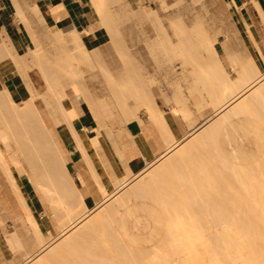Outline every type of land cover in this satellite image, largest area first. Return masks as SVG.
Wrapping results in <instances>:
<instances>
[{"label": "rangeland", "instance_id": "obj_1", "mask_svg": "<svg viewBox=\"0 0 264 264\" xmlns=\"http://www.w3.org/2000/svg\"><path fill=\"white\" fill-rule=\"evenodd\" d=\"M17 1L22 2V0ZM164 1L165 6L162 7V3H164ZM114 4L115 3L109 4L110 11L112 12L111 21L108 19V24L105 26L102 24L103 21L89 0V12L92 11V13H90L89 26L87 30H77L80 33L83 31L80 36L82 38L83 44L85 45L86 53L89 56V58H87L91 59V63L89 64L84 62L86 61V58L84 59L83 55H81V49H78V46L74 44V41H72L68 26L63 23L56 24L52 22L44 24L43 18L40 15L41 13L39 12L36 14L37 7H34L33 9L28 8L27 12L23 10L25 18L28 16V18L30 17L29 21L31 19L35 22L34 26L39 30V39L44 48L45 55L49 62L56 69L58 77H60L59 80H63V78L65 79L63 82L60 81L61 84L63 83L62 86L66 83L64 86L71 87V84L75 83L81 87H86L87 91L91 93L94 103L108 104L107 108L101 113L102 124L99 128V131H101V139H103L105 136L110 139L111 134H113L119 135L124 141H126L124 129L126 124L129 122L126 121L127 118L125 112L122 110L121 105L116 100L114 95H112L111 85L115 82L120 86L131 84L135 80L133 79L134 72L135 75L138 74L140 76L139 80H142L145 85L152 89L160 109L164 112H170V116H175V119L181 124L184 134L190 132L193 126H197L204 120L213 117L216 108H214L215 104H210L211 101H213L212 98H210L211 100L207 98L209 94L208 91H205V88H201L203 87L201 86V83V85L198 83L199 86L197 87V83L195 82V70L200 66V63L196 59V50L195 48L193 49L194 45H192V47L189 46L192 43H181L180 38L174 34V30L172 28L173 23L180 19L184 20L185 24L191 28L196 25H200V23L204 20L201 23V26L206 28L212 39L216 40L215 47L219 54V58L225 71L233 81H235L238 77L240 60L244 62L255 60L261 70V73L264 74V57H262L260 65L259 60H256L249 54L239 56L237 55L239 44L243 41L234 20L231 18L230 10L223 4L222 0H204L200 3L197 0H121L119 3H116L115 5ZM175 7H178L177 10ZM166 8H169V10L165 13L164 10ZM15 12L18 16L16 8ZM153 13L158 16V20H156ZM17 20L25 32H27L26 28L30 29L28 24L21 22L20 19ZM107 22L103 23L106 24ZM197 22L200 23L198 24ZM58 33L60 35H58ZM57 35L60 37H57ZM28 40L29 44L26 46L25 50L17 49L19 54L25 55L29 53L31 40L30 38ZM121 48L126 51L128 49L129 52H127L131 54L132 59L126 57V54L120 55L118 50ZM120 51L121 53L125 52H122V49ZM186 55L190 56V58ZM124 58H128V61L126 62L125 59L124 62ZM87 61L90 62V60ZM129 63L131 65H129ZM90 64H92V66H90ZM69 67H71L72 74L65 71V69H68L69 71ZM13 69L16 73L18 72V68L15 65ZM65 72H67V74L69 73L70 75L67 76H71V78L68 79ZM30 77L36 92L39 94V97L36 100L37 108L42 112L44 118H47L48 126L54 134V139L58 147L65 154L60 139L62 135L59 131V125H67V123H65L67 120H64L65 117L63 116V113L58 110L55 103L52 102L51 104H47L45 100L41 99L42 96L45 97L46 92L48 91V86L42 73L40 72V69L37 66L34 65L31 69ZM70 79L72 83H70ZM68 87H66L67 89L64 87L65 92L68 95V99L75 101L72 102L75 104V107L80 112V117L82 118L83 114H87L86 110H84L83 100L79 99V102L77 100L76 94L73 95V87H71L72 90L70 87ZM199 89L204 92V95ZM198 92L200 93L198 94ZM28 96L29 94L26 92L24 100L28 99ZM176 100L185 101L186 109L189 114H185L180 109V107L177 106L175 103ZM202 102L206 103L202 104ZM208 105L209 107L205 108ZM126 109L132 115H137V117L139 114L147 115L144 108L141 106V97L139 95L128 94ZM133 111H135V113H133ZM0 121L3 122L4 120L2 121L0 118ZM1 122L0 148L3 150L7 158L11 159L13 150H18V146L15 144L14 139L10 137L9 129L5 125V121L3 122L4 124ZM231 123L232 126L229 131H225V134L220 136L218 140L227 160L226 166L224 165L225 163L217 157V154L213 151V148L205 149L200 155L195 154L196 162H193L190 165L191 169L196 171V173L193 172L194 176L191 180V185H188L189 171L186 170V168L177 170L178 175L185 176L187 181L184 182V186L181 188H175L177 191L174 195L176 201H174L172 204H163L161 201L164 194L163 192L165 190V186L162 183L159 185L156 184L146 186L143 196L132 201L129 207V209H131V213L125 217L124 221L126 222L127 230L134 241H127L126 244H124L125 249L122 251L120 250L121 252H119H124V257L122 256L116 260L115 264H126L124 262L126 260L125 255L129 256L130 254L131 257L133 255L135 257L136 255H139L138 257H140V254H146L147 256L154 253L153 250L155 251L157 247L160 248V245H163L162 247H164V239L166 236H168L167 228L173 227V223L181 221L180 219L173 218V215L180 213V204L177 201V198L181 197L186 199L187 201L185 202V205L192 208L193 212L198 214L201 213V210H203L202 207L205 205L202 203L201 199L198 198V193H201L203 196L207 197V205L213 206L217 208V210L222 214L230 216L229 219H224L221 221L225 223L228 222L239 224L238 226L228 227L229 232L228 235H226L228 238L264 239V201L261 200L262 195L260 194L264 192V185L263 187L259 186L260 183L264 184V174H262L264 171L261 172L264 170V127L263 125H259L255 118L248 117L247 115L240 117L238 116L235 118L233 117ZM3 128H6V130ZM106 132L110 133V135ZM95 134H97V131L95 128H93L91 133L88 135L92 136ZM9 143H13L15 147L6 152L3 144L7 145ZM101 151L102 147L100 149V152ZM19 156L21 161L20 167L26 169L24 173L27 174L31 180L30 165L28 160H26L27 157L24 155V153H19ZM205 159H208V171H204L201 168L205 163ZM105 161L106 160H104V162ZM202 161H204L203 164ZM228 164H232L229 167L233 166V170H230L231 168L228 167ZM249 166L251 169L254 166L255 168L258 167V169H256L257 171L255 172V168H253V173ZM190 167L188 165V168ZM237 167L240 168V171ZM245 167H247V169H245ZM12 169L15 170L17 167L12 166ZM241 169H243V171H241ZM155 170L156 166H152L148 170L147 175L144 174L142 179L134 177L130 178V184L126 186V188H124V190H122V192H120L110 203L112 204L115 202L116 199L130 191L139 183H147L149 176ZM49 171L51 172V176L49 178L52 180L55 178V176L52 169ZM230 172L232 173V176L235 175V178L233 177L235 180H232V176L229 175ZM247 172L252 175H249ZM209 174L213 175L214 179L217 178L218 182L216 183L219 185L221 190L216 184L215 185L218 187V189L216 186H214V184H212L213 178L206 176ZM247 174L248 177H243V175ZM254 174L257 175L253 176ZM109 175L112 180L116 179L113 173H109ZM258 175L260 178H262L260 181L257 180V183L260 182L259 185H257L261 189L260 190L258 188L261 192L254 193L252 191H254L257 186L253 184L255 188L252 190L253 185L250 184L249 181H251L253 176L254 178L252 179L251 183H255L256 177L259 179ZM131 176L132 173L129 175V177ZM228 176L230 177L228 178ZM243 178L245 179L243 180ZM246 179H249L248 187H246L248 184L245 181ZM8 180L6 179L0 164V216L10 222L9 224L11 227H8L7 223L4 224L6 230L11 229L15 231L21 228L24 232L25 238L29 240L30 232L27 228H23L11 213L12 208L10 206L11 204L9 205V203L13 201L15 194L13 191V186L11 183L9 184L10 181L8 182ZM181 181L182 180L180 178L176 180L177 183ZM242 182L247 183L245 184L246 186H243ZM250 185V190L252 191L248 190L249 192H247L246 190L249 189ZM215 189L217 194L220 193L219 191H223V194H218L219 197L214 196ZM178 192L180 193L177 194ZM42 212H44V209L41 210V213ZM21 213H24L23 210H21ZM38 215L40 216L41 214ZM52 215L53 213L51 212V218L54 221V231L52 235H49L46 231H44V234L46 235L45 243H47L49 247H56V245L64 238L60 237V223L56 221ZM39 218L40 217L37 219L39 220ZM93 219L94 217L91 220ZM213 228L215 229V227H212L211 229ZM238 231L241 232V235L236 234ZM98 235L96 236L95 240H98ZM91 241H87L89 243L85 242L82 247L88 246L89 248H96L95 245L97 243L98 245L96 246L100 245L98 241H93V239ZM94 242H96V244H94ZM166 244V249H169V243L166 242ZM90 245H92V247ZM103 245L100 247L103 248ZM25 246L26 249L30 248L28 242L25 243ZM169 246H171V244ZM126 247H128L130 250H127ZM174 249L168 250L170 252L168 256L172 259L173 257L170 256L171 254L174 255L175 259H177L175 260L173 258L172 260H174V262L171 260L170 263L175 264V262H177L178 264H181L180 262L185 260L187 256L185 259L183 258L185 256H178V258L174 252L178 249ZM49 250H47V248H40L39 245H37V247L33 249L34 254L32 257L41 254H48L47 252ZM243 251L245 253H243L241 257H245L250 253L247 248H242L237 252L241 253ZM21 252L23 255H25V250L19 251L16 254ZM77 252H79V250H77ZM85 252H87V250ZM164 252H167V250ZM180 253L183 254L182 252ZM180 253L177 251L178 255ZM92 254L102 255V252L100 253L97 250L92 252ZM229 254L234 255L235 252H229L228 250L222 253L218 252L214 256L209 257L206 262L211 264L221 261L225 262ZM90 257L86 256L87 259L84 257L82 260L79 259L80 262L78 264H86L85 260L90 261L91 264H95L96 262L99 263L100 261L104 262L106 260H102V258L107 257V255L103 257L101 256L102 258H99V256L98 258ZM110 258L111 257L108 258L109 262L107 260L108 264L113 263V260L111 262ZM136 258H134V261H136ZM128 259L130 261L128 263L130 264L133 259L130 260L129 257ZM141 260L143 261V259ZM69 262L71 263V261ZM74 262L75 260L72 261L73 264H75ZM103 262H100V264H103ZM186 262L183 261L182 263L187 264ZM29 263V260L24 258L21 264ZM143 263L145 262L143 261Z\"/></svg>", "mask_w": 264, "mask_h": 264}, {"label": "crops", "instance_id": "obj_2", "mask_svg": "<svg viewBox=\"0 0 264 264\" xmlns=\"http://www.w3.org/2000/svg\"><path fill=\"white\" fill-rule=\"evenodd\" d=\"M222 2L230 10L231 18L234 20L243 41L239 44L237 55L249 54L256 60H259L261 65V59L264 57V0H222ZM18 3L26 12L28 8L33 9L37 7L41 13L44 24L52 22L56 24L63 23L68 26L72 41L73 34L76 33L85 48L80 36L83 31L80 33L77 30H87L89 26L90 13H92V11L89 12V0H22V2L18 1ZM260 11H262V13ZM16 18L19 19L15 12L14 0H0V45H2L4 41H10L16 51L17 49L25 50L26 46L29 44L28 39L30 38L31 47L29 53L20 55L25 57L32 66L35 65L40 69L44 59H46L47 62H49V60L40 42L39 30L35 28V22L31 19L29 21L30 17L28 18L27 16L26 21L30 29L26 28L27 32H25ZM198 62L200 63L198 68L217 67L218 72L226 74L229 77L220 58L218 62H209L208 60H198ZM250 63H253V66L260 70L255 60H249L247 62L240 60L238 76L242 68L249 66ZM13 64L11 60L0 63V88L5 89L6 87V89L9 90L12 101L18 105H22L28 100H24L26 92H28L30 96V90H36L30 77L31 70L28 72L27 79H24L21 74L18 73L19 71L17 72L18 74L15 72L13 69L15 64ZM49 64L52 69L56 71L50 62ZM197 69L195 70L196 80L198 78ZM40 72L46 81L45 75L41 69ZM139 79L140 78H137L135 79L137 81L134 80L131 83L135 86L131 92H127L126 108L128 94L139 95L141 97V106L144 108L147 115L139 114L137 117V115H132L125 108V115L127 118L125 119L129 122L124 129L126 141L119 135L113 134H111L110 139L107 136L101 139V131H99L102 124L101 113L107 108L108 104L95 103L97 112H88L86 110L87 114H83L82 118L80 117V112L75 107L80 117V120L74 125L75 130L83 131L85 129V131L90 134L91 130L95 128L97 134L89 136L85 132L86 139L76 140L72 138L70 129L66 124L63 126L59 125V131L62 135L60 139L65 151L64 154L54 139V134L48 126L47 118L45 119L40 111L50 139L58 153L59 161H56V164L59 171L54 174L55 178L51 180L49 178L51 176V172L49 171L51 168L50 160L46 158V171L38 179L34 175L33 169L29 164L30 180L27 174L24 173L26 169L20 167L21 161L17 149L13 150L11 159H7L9 160L8 162L12 164L15 159H13V157H17L19 162V166L12 164V166H16L17 169L13 170L11 167L15 186L13 185L12 179L7 175L4 169H2L3 173L5 172L4 175L6 179H9L8 182L10 181L9 184L11 183L13 186L15 194V198L9 203L12 208L11 213L23 228L28 229L30 237L29 240H27L21 228L15 231L11 229L6 230L4 224L7 223L8 227H11L9 224L10 222L0 216V264H21L24 258L29 261L36 259L40 255L32 256L34 254L33 249L37 247V245H39L40 248H47V250L54 248L49 247L47 243H45L46 235L44 234V231H46L47 234L52 235L54 231V221L51 218V212L53 213L52 217L60 223V237L64 238L60 241V243H62L67 235L77 232L78 229L90 222L93 217H97L105 207L111 205L110 202L114 198L108 200L109 202L103 200V196L99 191L100 187L107 182H109V184L111 182L108 191L111 192L113 190L111 194L113 195L115 192L114 197H116L130 184V178L142 179L144 174L147 175L148 170L152 166H156V170L149 176L147 183H139L122 195L125 196L126 202L125 205L119 209L114 228L125 242H132L134 240L127 230L124 219L131 213V209H129L130 204L133 200L143 196L146 186L159 185L162 183L165 186V190L161 201L163 204H172L176 201L174 198L175 192H177L175 188H181L184 186V182L187 181L185 176L178 175V169L182 170L186 168V170L189 171L188 185L192 184L193 172L196 173V171H193L190 165L196 162L195 154L200 155L203 150L213 148L217 157L221 161L227 162L224 151L220 147L218 140L220 136L225 134V131H229L231 128V120L228 124H225L219 134L215 136L209 132L212 123L217 119L214 113L213 117L204 120L197 126H193L190 132L184 134L182 126L179 121L175 119V116H170V112H164L160 109L152 89ZM115 84L118 87H124V85L120 86L116 82ZM131 84L125 85V87H129ZM214 90L219 91L220 88L217 86ZM147 101H151L150 107ZM175 103L185 114H189L186 109L185 101L176 100ZM35 105L37 107L36 102ZM133 113H135V111H133ZM255 120L259 124V121L257 119ZM3 129L6 130V128ZM106 133L110 135V133ZM100 143L102 147L101 152ZM3 145L6 152L15 147L13 143ZM103 159L106 161L104 162ZM203 163L204 161H202V164ZM207 163L208 159H205V163L201 167L202 170H209ZM188 165L190 168H188ZM1 168H3L2 165ZM109 173H113L116 179L112 180ZM131 173L132 176L129 177ZM206 176L214 179V176L211 174ZM178 178L182 180L178 182L179 184L176 182ZM212 184H214L213 181ZM16 189L21 190V193L24 195L26 207L21 205V200L17 196ZM43 189L46 190V193L43 192ZM66 191H69L71 195L66 197ZM50 192L52 197L48 194ZM179 193L180 192L177 194ZM80 197L83 198L82 202L84 207L86 206V209H84L80 215L69 218L67 212L69 206L71 208L78 207L81 204L79 201ZM198 198L205 204L202 207L203 210H201V213L198 214L194 213L192 208L185 205L186 199L181 197L177 198L180 204V213L173 215V218L180 219L181 221L173 223V226L191 227L192 225L195 226L197 222H200L201 226L213 227L212 214L214 212V207L207 205L208 199L206 196H203V194L198 193ZM42 209H44V212L41 213ZM21 210H23L24 213H21ZM28 211L35 215L40 234H36L28 222ZM38 214L41 215L39 216ZM38 217H40L39 220L37 219ZM194 236H196V234L192 237ZM26 242L29 244V249H26ZM22 250H25V255H23L22 252L16 254Z\"/></svg>", "mask_w": 264, "mask_h": 264}, {"label": "bare ground", "instance_id": "obj_3", "mask_svg": "<svg viewBox=\"0 0 264 264\" xmlns=\"http://www.w3.org/2000/svg\"><path fill=\"white\" fill-rule=\"evenodd\" d=\"M120 1L121 0H90L93 8L97 11L98 15L100 16V18L103 22H107L108 19H110V21H111L112 12L110 11V8H109L110 5L109 4H111V3L116 4V3H119ZM197 1L200 3L201 1H204V0H197ZM164 4H165V1H164V3H162V7L165 6ZM14 7L16 8V10L18 12V16H19V19L21 20V22L28 24L26 21L23 9L21 8V6L19 5L17 0H14ZM169 8L168 9L166 8L167 10L166 9L164 10L165 13H166V11L169 10ZM177 8H176V10H177ZM259 10H260V8H259ZM34 12H35V10H34ZM36 12H37L36 14H38L40 12L38 8H36ZM260 12L262 13V11H260ZM154 17L156 18V20H158V16L156 14H154ZM263 21H264V17H263ZM103 22H102V24H104L105 26L108 24V22L106 24ZM197 23L199 24L200 22H197ZM201 23H200V25H196L193 28H191L185 24L184 20L180 19L177 22L173 23L172 28L174 30V34L180 38L181 43H183V44L192 43L189 46L194 45V47L193 46L192 47H193V49L195 48V50H196V51L195 50L194 51L196 52V59L197 60H208L209 62H214V61L218 62L219 54L215 48L216 40L212 39V37L210 36V33L206 30V28L201 26ZM58 35H60V34L58 33ZM58 35H57V37H60ZM73 41H74V44H76L78 46V49L79 48L81 49L80 51H81V55H83V58L84 59L86 58L85 59L86 61H84V62L88 63V64L91 63V59H88L89 56L86 53V50L83 47L79 36L76 33L73 34ZM119 47H120V45H119ZM192 47H190V48H192ZM121 49H122V52H124V51L125 52L121 53V51H120ZM121 49L118 50L120 52L119 53L120 55L126 54L125 55L126 57H128L129 59L130 58L132 59L131 54L128 53L129 52L128 49H127L128 52L126 50H123V48H121ZM187 57L190 58V56H187ZM128 58H124L123 59L124 62H125V59L127 62ZM192 58H194V57H192ZM6 60H11V62L14 63L16 65V67L18 68V71L21 74V76L24 79H27L28 72L33 68V66L26 60L25 57L21 56L15 50L13 44L10 41H4L2 43V45H0V63L4 62ZM87 60H90V62ZM233 60H234V58H233ZM132 62H133V60H132ZM130 63H129V65H131ZM90 66H92V64H90ZM40 69L45 75L46 83L48 86V89H47L48 91L46 92L45 97L42 96L41 99L45 100L47 102V104H49V103L51 104L52 102L55 103L58 110L63 113V116L65 118L63 116L62 117L64 118V120L65 119L67 120V122L65 121V123H67V126L70 129V133H71L72 138H74L76 140L86 139L87 137L85 134V132H86L85 129L83 131H76L74 128L75 123L78 120H80V117L75 110V104H73V102H75V101L72 100L73 101L72 102L71 99H68V95L65 92L64 87L66 88L68 86H64V85H66V83H65L63 85L64 86L63 87L62 86L63 83L61 84V82H60V81H62V82L65 81V79L63 78V80H61V79L59 80L60 77H58L57 72L52 69V67L50 66L49 62L46 61V59H44L43 65L40 66ZM217 69H218L217 67H215V68H198L196 71L197 76H198V78L196 80L197 87L199 86L198 83L202 84V85L200 84L201 86H203L201 88H203V89L205 88L204 90L208 91V93H209L208 97L207 96L206 97L209 99L212 98V100H213V101H211L210 104L211 105H212V103H213V105L215 104L214 108H216L215 109V116L217 119L214 121V123H212L211 127L209 128V132H211L212 134L217 136L219 134V132L221 131L222 127L225 124H228L229 121L232 120L233 117L235 118L238 116L240 117V116H245V115H247L248 117H253V118L257 119L259 121V124L261 126L263 125V127H264V74L261 73L258 68L254 67L253 63H250L249 66L242 68V71L239 73L238 78L235 81H233L226 74L218 72ZM65 71L72 74L71 67H69V71H68V69H65ZM67 72H65L66 76L67 75L69 76L70 74L69 73L67 74ZM68 76H67L68 79L71 78V76L70 77H68ZM137 78H140V76L138 74L135 75V72H134L133 79H137ZM70 83H72L71 79H70ZM71 85H72L71 87H73V90H74V92L72 91L74 93L73 95L76 94L78 101H79V99L83 100L84 109L87 110L88 112H97V107H96V105H95V103L91 97V94L87 91V88L83 87V86L81 87L80 85H76L75 83H73ZM134 86H135L134 84H131L129 87H125V86L124 87H118L115 83H113L111 85L112 95H114L116 100L119 102V104L121 105L122 110L124 112H125V108H126L127 92H131L133 90ZM217 86L220 88L219 91L214 90V88ZM71 87H70V89L72 90ZM30 91L31 92H30V96H29L28 100L25 101L22 105H18L12 101L9 90H7L6 87H5V89L0 88V118L2 119V121L3 120L5 121V123H6L5 125L9 129L10 137L14 139L15 144L18 146V150H17L18 154L24 153V155L27 157L26 160H28V163L31 165V167L33 169L34 175L38 179L46 171V163H45L46 158L50 160V165H51L50 170L52 169L54 174H56L59 171L57 164H56V161H59V158H58V153H57L56 147L54 146L53 142L51 141L50 136L48 134V131L46 129V125H45L43 118L41 116V112L35 105V102H36L37 98L39 97V94L32 89ZM200 92L202 94L204 93V92H202V90H200ZM200 92H198V94ZM203 103H206V102H202V104ZM147 104L150 107L151 101H147ZM209 105L205 108H208ZM199 106H201V105H199ZM201 108H204V107H201ZM199 110H200V108H199ZM3 122H1V123H3ZM7 159L8 158L5 155V153L2 151V149H0V163L3 167L2 169H4V171L7 173V175L12 179L13 185L15 186L14 180L12 178L11 167H12V164L19 166L18 165L19 164L18 158L13 157L14 162L12 164H11V162H8L9 160H7ZM20 164H21V162H20ZM224 165L226 166V163ZM230 165H232V164H230ZM230 165L228 164V167ZM232 167H229V168H231L230 170H233ZM247 167H245V169H247ZM251 167H250V169H251ZM253 168H255V166ZM238 169L240 171V168H238ZM243 169H241V171H243ZM252 169H251V171H252ZM256 169H258V167L255 168V172L257 171ZM263 171L264 170H262L261 172H263ZM230 173H229V175L232 176V173L231 174ZM248 174L252 175L250 173H248ZM248 174L243 175V177L244 176L248 177ZM262 174H264V173H262ZM262 174H260V175H262ZM256 175L254 174L253 176H256ZM234 176H232V180L235 178ZM253 176L251 178V181L254 178ZM229 177L230 176H228V178ZM241 178H242V176H241ZM245 178H243V180ZM258 178L259 179H257V177H256L255 183H251V181H249V179L245 180L247 183L249 181L250 184H252V185L254 184L255 186H257V188H255V186L253 185L252 190L254 188L255 189H254V191H252V190H250V188H251V185H250L249 189L246 190L247 192H249L248 190H250L254 193L261 192L260 191L261 189L259 188V186L263 187L264 184L259 182L260 183V185H259V183H257V182L260 181L262 178H260V176ZM213 182H214V186H216L217 185L216 182H218L217 178L213 179ZM261 182H263V181H261ZM247 183L244 182L243 186H246L245 184H247ZM110 185H111V182H110V184H109V182H107L106 184H104L102 187L99 188V191L103 196V200H106L107 202H109L108 200L115 198L114 197L115 192L112 195L111 193H113V190L111 192L108 191V187ZM248 185H249V183L247 184L246 187H248ZM217 186L219 187V185H217ZM216 187H214V188H216ZM218 187H217V189H218ZM219 189H220V187H219ZM256 189H257V191H256ZM115 191H117V190H115ZM214 191H215L214 196L219 197L220 194H223V191L222 192L219 191L220 192V193H218L219 195L217 194L216 189ZM16 192H17V196L21 200V205L26 207V200H25L24 195L21 193V190L16 189ZM43 192L46 193V190L43 189ZM48 194L50 197H52L51 192ZM260 194L262 195L261 200L264 201V192H262ZM68 195L70 196L71 193L69 191L68 192L66 191V197ZM82 199H83L82 197L79 198V201L81 204L78 207L71 208L69 206V208L67 210L69 218L80 215V213H82V211H84V209H86V206L84 207ZM215 201H214V204H215ZM103 202H105V201H103ZM125 202H126L125 196L119 197L115 202H113L111 205L106 207V209L102 210L101 211L102 213L100 212V214L97 217H95L93 220L88 222L85 226L78 229L77 232L70 233L69 235H67L66 239L62 243L57 245L56 247L50 249L47 252L48 254H45V255L41 254L36 259L30 260L29 264H31V263L32 264H73L72 261H74V260H75L74 263L78 264L80 262V260L83 259V257L84 258H86V256L90 257L92 252L97 251V250L100 253L102 252V255H100V254L96 255L95 254L96 255L95 256L94 254H92V256L90 258H94V257L98 258V256L100 258L101 256L103 257V256L107 255L108 258L109 257L112 258V259L110 258L111 262L113 260V263H110V264H115L116 260H118L122 256L124 257V254H123L124 252L123 253H119V252H121L122 250L125 249L124 244H126V242L117 234L114 226H115L116 216L119 212V209L125 205ZM214 210L215 211L212 214V218L214 220L213 221V227H215V229L214 228L211 229L210 227L201 226L200 222H197V224L195 226L192 225L191 227H183V226L170 227L167 230L168 236H166V238L164 239L165 249H164V247H162L163 245H160V248L157 247V249L155 251L153 250L154 253L147 255V256H146V254H144V255L140 254L141 255L140 257H138L139 255H136L137 258L134 255H133L134 257L133 256L131 257L130 254H129V256L125 255L126 260L124 259L125 260L124 262L126 264H129L128 263V262H130L128 259V257H129L130 260L133 259V261H131L130 264H140V263L141 264H171L170 261L174 258V255L170 254V256L173 258L172 259L169 258L168 255L170 252L168 250H170V249L172 250L175 248V249H178L177 250L178 253H180V252L183 253V254L180 253L178 255L177 251L174 249L175 251L174 250L173 251L176 253L175 255H177V257L178 256L179 257L185 256V257H183L185 259L187 256V258H186L187 262H186V259L183 260L187 264H211V263L206 262L209 257L214 256L218 252L219 253H222L224 251L226 252L227 250L229 252H235V254L234 255L229 254L225 262L221 261V262H216L214 264H264V239L228 238L226 236V235H228V232H229L228 227L229 226L230 227L231 226H238L239 224L238 223H228V222L225 223V222L221 221L224 219H229L230 216L222 214L215 207H214ZM234 218H237V217H234ZM28 222L32 226L35 233L40 234V231H39V228L37 225L36 217L34 214H31L29 211H28ZM194 234H196V236L192 237ZM236 234L241 235V232L238 231ZM97 235H98V240H95ZM92 239H93V241H98L100 243V245L96 246V245H98V243L96 244V242H94V244H96L95 245L96 248L93 247L94 249L89 248L88 246H87L88 248L86 246L82 247V245L85 244V242L91 241ZM166 242L169 243L168 244V247H170L169 249H166V247H167ZM87 243H89V242H87ZM101 243H102V245L104 244L103 248L100 247V246H102ZM94 244H93V246H94ZM120 244H121V246H120ZM170 244L172 247L169 246ZM113 245H115V246H113ZM90 246L92 247V245H90ZM126 248H127V250H130L128 247H126ZM130 248L132 249L131 246H130ZM242 248H247L250 251V253L248 255H246L245 257H241V255L243 253H245L244 251L241 253L237 252L238 250H240ZM103 249H105V250H103ZM77 250H79V252H77ZM84 250L85 251L87 250V252H85ZM165 250H167L168 253L164 252ZM107 257H105V258H107ZM142 257H147V258H142ZM105 258L103 257L102 260H106V261H104V262L100 261V262L101 263L103 262V264L104 263L108 264L109 259L108 258L105 259ZM134 258H136L135 259L136 261H134ZM141 259H143V261L145 263H143V261ZM107 260H108V262H107ZM69 261H71V263ZM172 261L174 262V260H172ZM85 262H86V264H91V262L88 260H85ZM100 262L99 263L96 262V263L100 264ZM182 262H180V263L184 264ZM172 264H174V263H172ZM175 264H178V263L175 262Z\"/></svg>", "mask_w": 264, "mask_h": 264}]
</instances>
